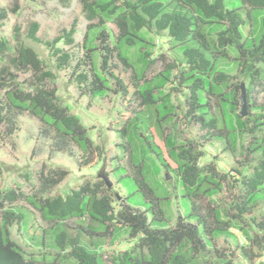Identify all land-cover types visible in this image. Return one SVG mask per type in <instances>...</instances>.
Here are the masks:
<instances>
[{
    "label": "trees",
    "instance_id": "16d2710c",
    "mask_svg": "<svg viewBox=\"0 0 264 264\" xmlns=\"http://www.w3.org/2000/svg\"><path fill=\"white\" fill-rule=\"evenodd\" d=\"M48 1V0H47ZM70 0H58L63 5H69ZM225 0H136L131 3L127 0H79L82 14L87 21L83 49L85 57L89 60L91 73L77 75L78 85L85 84V90L92 96L102 95L108 87V79H112L120 90L124 91L122 82L113 73V59L125 67L135 68L130 62L129 51L139 46L142 51L138 55V64L142 68L133 70L131 85L134 87L133 96L139 100V106L145 110L136 111L120 130L121 138L129 145L131 161L137 170V177H131L133 183H128L129 192L127 199L137 192H141L144 200V211L133 213L122 210L114 213L110 192L104 181L96 183L85 182L70 194L62 197L52 195L47 197L25 199L39 213L46 228L37 239L32 238L36 245L51 247L58 251L51 261L45 257L38 259L34 256H25L21 249L9 237V228L14 224H21L24 215L16 206L23 195L15 190L0 191V264H65L61 259L72 260L75 264H107L98 253V244L93 240L95 233L85 229L87 243L82 242V234L69 233V220L81 218L84 207H88L92 217L105 225V231L100 236H106L110 226L118 229H127L132 238L141 234L139 248L146 249L147 257L136 256L132 264H192L187 258V253L196 251L197 247H205L206 238H214L222 232H227L231 227L229 221H223L215 210H210L205 216L196 213L195 201L209 198L221 190L224 176L216 177L214 169L208 165L205 169L199 168L198 160L202 156L192 152L183 144L176 145L174 140L163 137L164 145L169 157L177 165L176 175L185 191L191 205L186 217L195 219L197 224L185 223L178 218L175 228L166 230L165 213L160 208L152 190L146 183L142 173V162L134 163V151L139 148L144 155L151 154L157 161L169 169L160 149L150 142L151 135L145 133L153 127L156 133L163 136V126L171 114L168 95L162 88L169 81V68L147 80L149 66L154 61L149 59V41L143 31L154 29L157 33L167 32L173 40L174 46L182 45V54L188 67L187 73H182L184 81H190L189 97L187 99V113L195 124H198L206 133L211 131H226L229 128L224 122L223 127H218V119L210 114L208 96L220 97L229 88L226 84V74L223 69L232 64L240 67L248 76L249 83L254 88H264V78L261 79L257 65L264 64V17L260 18L259 29L252 28L249 36H244L242 28L246 21L239 8L226 9ZM242 8L248 7L249 11L264 9V0H240ZM248 14V19L253 20V15ZM5 13L3 12V16ZM111 23L115 29L114 35L107 28ZM220 24L221 29L213 28V24ZM252 24V22H251ZM39 25L32 23L29 26L27 37L33 42H39L37 32ZM18 36V28L13 30ZM62 36L46 42L54 46L61 40L65 44H73L75 34L74 24L69 31H63ZM215 35V36H214ZM18 41V38H17ZM97 43V45H95ZM230 48L235 49L236 56L230 54ZM7 43L0 39V57L8 59L7 67L0 71V79L7 78L9 84L16 81V74L11 70L21 73H31L36 85L32 92L24 93L11 85L0 83L4 90V99L0 97V129L3 125L11 133L9 123L12 116L28 112L40 123L43 134L53 132L52 151L67 152L69 146L74 145L82 152L92 150L91 140L86 136V128L79 120L62 106L54 89L44 87L45 82L53 78V74L44 70V63L29 47L18 45L11 55H8ZM53 55L57 59V67L64 68L70 57L54 49ZM96 59L98 65L96 66ZM140 82H142L140 84ZM157 97L154 98L156 92ZM240 86H234L231 100L237 102L236 96ZM157 102V108L153 103ZM250 103L246 100V107ZM260 112L251 114L242 120L237 115L240 130H248L257 134L249 145V150L258 152L261 159L253 167V174L241 180L243 193L242 201L236 204L240 214L247 212L249 206L264 196V105ZM143 116V119H142ZM250 123V128L246 124ZM140 124L143 125V130ZM246 128V129H244ZM68 174L60 168L43 170L39 173V182L43 187L58 185ZM104 187V188H103ZM103 188V189H102ZM132 201V200H131ZM193 206V207H192ZM210 218V221L207 218ZM258 226L263 231L261 237L250 238L251 244L261 245L264 249V219ZM68 252L65 253V251ZM116 264H125L122 260ZM208 264V263H204Z\"/></svg>",
    "mask_w": 264,
    "mask_h": 264
},
{
    "label": "rangeland",
    "instance_id": "374dc122",
    "mask_svg": "<svg viewBox=\"0 0 264 264\" xmlns=\"http://www.w3.org/2000/svg\"><path fill=\"white\" fill-rule=\"evenodd\" d=\"M131 3L136 0H127ZM167 1V0H160ZM226 9L239 8L246 21L242 28L244 36H249L252 28L259 29L260 18L264 17V9L249 11L248 7L242 8L240 0H225ZM3 12L5 15L3 16ZM253 15V20L248 19V14ZM252 22V24H251ZM32 23L39 25L37 37L39 42H33L27 37L29 26ZM74 24L75 34L73 44L67 45L61 40L54 46L45 43L63 35ZM88 23L82 14L79 0H70L69 5L63 6L58 0H0V39L8 46V55H11L18 45L31 48L44 63V70L53 74V78L43 85L54 89L62 106L75 116L86 128V136L91 140L93 148L84 153L74 145L69 146L67 152L52 151L53 132L43 134L39 121L28 112L11 117V133L3 125L0 129V191L15 190L24 198L18 202L16 209L24 215L21 224H14L9 228V237L16 243L25 256H34L38 259L45 257L47 261L53 259L58 251L51 247L36 245L32 240L41 236L46 228L39 213L29 204L26 197L32 198L60 195L65 197L82 183H96L107 177L111 182L110 197L113 212L129 210L133 213L144 211L142 193H135L127 199L129 192L128 183H133L131 177H137V170L131 161L129 145L120 136V130L125 122L132 118L136 111L145 110L139 106V100L133 96L134 87L131 85L133 70H141L138 64V55L144 50L139 46L129 51L130 62L134 69L125 67L113 59V73L122 82L124 91L120 90L112 79H108V87L102 95L92 96L85 90L86 86L78 85L77 75L91 73L89 60L85 57L83 49L84 37ZM18 28L16 36L14 27ZM213 28L221 29L220 24L214 23ZM107 28L114 35L116 29L111 23ZM143 34L150 52L149 59L154 61L149 66L147 80L153 79L159 73L169 68V81L162 88L168 95L171 114L163 126V136L160 137L153 127L145 133L151 135L150 142L156 145L169 166L166 169L151 155H144L137 148L133 154V162H142L141 173L153 192L160 208L165 213V229L175 228L179 217L185 223L197 224L195 219L186 217L191 205L185 195L176 175L177 165L168 155L163 137H171L176 145L183 144L192 152L202 156L197 162L199 168L211 165L216 177L224 176L221 190L209 198L195 201L196 213L205 216L210 210L219 213L223 221H229L231 227L227 232H222L214 238H206L205 247H197L196 251L187 253V258L192 264H264V249L261 245L251 244L250 238L261 237L262 230L258 226L264 219V196L249 206L247 212L240 214L236 204L242 201L244 191L241 180L253 174V167L261 159L258 152L249 150V145L257 134L248 130H240L237 115L241 111L240 94L234 102V86L244 85L246 100L250 103L247 116L260 112L264 105V88L253 87L248 76L240 67L232 64L221 69L226 74V84L229 86L220 97L208 96L210 114L218 119V127L223 123L229 128L226 131H211L206 133L198 124H195L187 113V99L189 97L190 81L182 80L181 74L187 73L188 67L182 54V45L174 46L173 40L167 32L157 33L154 29H146ZM215 36V35H214ZM18 38V41H17ZM97 45V43L95 44ZM54 49L67 53L70 57L64 68L57 67V59L53 55ZM230 54L236 56L235 49L230 48ZM96 66L98 65V59ZM8 59L0 57V71L7 67ZM261 79L264 78V64L257 65ZM16 74V81L8 83L7 78L0 79L4 85H14L18 90L32 92L36 85L32 74L11 70ZM6 83V84H5ZM142 82H140L141 84ZM158 94L154 93L156 99ZM0 97L4 99V90L0 89ZM156 109L157 102L153 103ZM246 117H241L242 120ZM143 119V116H142ZM143 130V125L140 124ZM250 123L246 128H250ZM244 128V129H246ZM43 170L60 168L68 171L65 178L54 187H43L39 182V173ZM168 175V179L166 176ZM107 188V186H105ZM104 188V187H103ZM102 188V189H103ZM193 207V206H192ZM210 221V218H207ZM69 233L78 231L82 234V242L87 243L85 229L99 233L93 235V240L98 244V253L107 264H116L121 260L125 264H132L136 256L147 257L146 249L139 248L141 234L132 238L127 229H118L110 226L106 236H100L105 231V225L95 220L89 208L84 207V215L67 222ZM245 242H241L242 239ZM68 250L65 251V253ZM65 264H75L72 260L61 259Z\"/></svg>",
    "mask_w": 264,
    "mask_h": 264
},
{
    "label": "water",
    "instance_id": "95a60500",
    "mask_svg": "<svg viewBox=\"0 0 264 264\" xmlns=\"http://www.w3.org/2000/svg\"><path fill=\"white\" fill-rule=\"evenodd\" d=\"M240 92L241 94H240L239 100H240V105H241V111L239 115L244 118L247 116V109H246V92H245V88L243 84L240 85ZM168 178L169 177L167 175L166 179ZM103 181L106 184L107 188H110L111 182L108 180V178L104 176Z\"/></svg>",
    "mask_w": 264,
    "mask_h": 264
},
{
    "label": "built area",
    "instance_id": "2783aa9c",
    "mask_svg": "<svg viewBox=\"0 0 264 264\" xmlns=\"http://www.w3.org/2000/svg\"><path fill=\"white\" fill-rule=\"evenodd\" d=\"M241 242H245V239L243 238Z\"/></svg>",
    "mask_w": 264,
    "mask_h": 264
}]
</instances>
